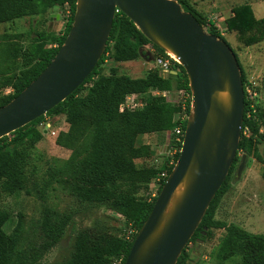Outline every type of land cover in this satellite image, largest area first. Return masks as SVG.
<instances>
[{
	"label": "trees",
	"instance_id": "1",
	"mask_svg": "<svg viewBox=\"0 0 264 264\" xmlns=\"http://www.w3.org/2000/svg\"><path fill=\"white\" fill-rule=\"evenodd\" d=\"M176 1L201 24L203 17L196 9L186 0ZM65 5L68 6L69 16L61 35L56 37L47 31L32 28L23 46L14 45L11 41H0L3 58L13 65L10 73L0 71V88L11 89L9 93H0V107L18 95L53 59L70 29L76 5V0H0V24L26 16L43 15L50 9ZM231 12L232 16L225 19L227 31H236L245 46L264 40V18H256L250 4L235 6ZM210 25V33L224 41L219 29L213 23ZM4 36L0 35V38ZM6 38L9 39L8 36ZM147 44L156 49V55L166 57L165 51L152 44L122 12H116L104 51L83 83L44 115L11 132L10 137L6 135L0 138V191L13 195L23 188L24 168L31 150L36 149V145L44 139V126L40 129L38 125L45 115H64L68 127L58 133L55 144L69 150L70 154L65 159L56 157L60 164L50 169L45 186L54 180L79 202L104 205L119 213L134 230L128 236H119L104 228L94 227L77 231L68 257L55 264H112L119 258L120 264H124L136 232L157 197L141 198L138 193L159 177L158 195L174 165L162 172L154 166H138L136 160L148 156L149 150L148 145L138 141L139 136L170 132L172 143L177 147L174 162L177 160L181 145L175 143L173 130L179 103L149 91L178 88L189 90L183 67L175 64L181 71L178 75L171 72L162 76L157 69L148 71L142 78L118 74L115 68H110L107 75L101 73V66L106 60H135L139 57V49ZM241 79L244 88L248 80L242 70ZM129 94H140L144 106L119 112L120 103ZM255 108V112L248 117L249 107L244 90L243 122L236 156L188 241L201 238L203 228L208 234L212 229H223L225 235L216 254L219 261L240 254V264H264V234L252 233L238 224L215 219V211L227 189L239 153L252 156L262 165L261 177L264 180V150L260 153L257 149V144L264 142V130L260 131V127L264 126V111L258 99ZM189 110L188 107V113ZM185 125L186 121L182 124L183 130ZM49 131L50 127L46 133ZM162 173L166 176L161 177ZM9 218L10 214L0 209V264H39L42 251L28 255L21 246L23 227L20 217L12 231L6 232L5 224ZM67 222L66 218L52 223L49 210H44L41 226L46 241L42 248L47 249L58 242ZM184 254L183 249L176 264H182Z\"/></svg>",
	"mask_w": 264,
	"mask_h": 264
},
{
	"label": "water",
	"instance_id": "2",
	"mask_svg": "<svg viewBox=\"0 0 264 264\" xmlns=\"http://www.w3.org/2000/svg\"><path fill=\"white\" fill-rule=\"evenodd\" d=\"M116 9L152 44L173 54L188 79L190 110L177 160L124 261L176 264L236 156L244 111L232 49L205 32L176 0H76L70 29L53 59L0 107V138L44 115L83 83L104 51ZM245 160L242 154L237 177Z\"/></svg>",
	"mask_w": 264,
	"mask_h": 264
},
{
	"label": "rangeland",
	"instance_id": "3",
	"mask_svg": "<svg viewBox=\"0 0 264 264\" xmlns=\"http://www.w3.org/2000/svg\"><path fill=\"white\" fill-rule=\"evenodd\" d=\"M186 1L203 17L200 25L205 32H211L210 23L219 29L224 42L238 59L240 71L242 70L247 80L255 83L257 99L264 111V40L245 46L239 40L237 32L227 31L225 25V19L232 16V8L243 3L250 4L256 18H264V0ZM181 8L186 11L182 5ZM68 16L69 9L65 5L62 8L50 9L43 15L26 16L2 23L0 24V35L5 36L0 38V41H11L14 45L23 46L27 43V34L32 28L36 31H47L57 37L61 35ZM146 46L148 47V44ZM152 51V54H148L146 48H141L139 57L127 62H114L112 59H108L101 66V73L107 75L110 68H115L118 74L142 78L148 71L158 69L153 61V55L157 54V51L156 49ZM3 57L0 52V71L12 72L13 65L11 66L10 61ZM172 70L176 75L181 74L180 69L175 65L172 66ZM173 86L175 87L174 81ZM10 91V88H0V93H9ZM47 124L50 125V130L54 133L44 132V139L36 145V149L31 150V155L24 168L23 188L13 195H6L0 191V209L10 214V218L5 224L6 232L12 231L20 217L23 227L21 246L28 255L42 251L39 264H55L64 261L72 250L77 231L94 227L104 228L119 236L126 234L128 236V233L134 232L122 215L108 207L81 203L54 180L50 185L45 186L50 169L60 164L56 157L67 158L70 153L69 150L55 144L58 133L68 127L65 116L62 114L45 115L38 126L41 129ZM263 130L264 126H261L260 131ZM7 136L10 137L9 134ZM138 141L148 145L149 148L148 156L136 160L138 166H154L162 172L175 163L174 155L177 147L172 143L170 132L143 134L139 136ZM257 149L263 153L264 142L258 143ZM241 155L242 153L238 154L227 189L215 211V219L238 224L252 233L264 234L262 165L252 156H246L244 167L237 177L236 170ZM159 182L156 178L153 179L145 189L138 193V196L146 199L157 196ZM45 209L49 210L52 223L66 218L68 221L62 237L47 249L42 248L46 241V238L43 239L44 230L41 226ZM44 228L46 229V227ZM201 232V238L192 240L184 247L185 254L182 264H240V254L225 261H219L216 257L225 235L223 229H212L208 234L207 230L203 228Z\"/></svg>",
	"mask_w": 264,
	"mask_h": 264
},
{
	"label": "built area",
	"instance_id": "4",
	"mask_svg": "<svg viewBox=\"0 0 264 264\" xmlns=\"http://www.w3.org/2000/svg\"><path fill=\"white\" fill-rule=\"evenodd\" d=\"M116 12H118V9L115 10ZM143 48L147 49L148 54H152V50L154 49L153 46L151 44H148L147 46H144ZM153 61L155 63V65L157 66V68L160 71V74L162 76H165L167 73H173L174 71L172 70V66L175 65L177 63V61L172 58L171 56L166 55V57L164 56H160V55H153ZM178 64V63H177ZM255 83L253 81H247L244 85L243 88V92L245 90V98L246 101L248 103V107L249 110L247 111V116H250V113H254L255 112V103H256V99H257V92L255 90ZM149 93H154L155 95H161L164 97H167L168 99H172L175 100L176 103H179V110L176 114L175 117V127H174V141L175 143H180L182 142V138H183V133L184 130L182 128V124L187 120L188 117V112L187 109L188 107L190 108V100H191V93L190 90H187L185 88H178V89H172V90H165V91H154L151 90L149 91ZM140 94H129L125 97V99L123 100V102L120 103L118 110L119 112H124L126 110H133L136 108H141L144 106V102L140 99ZM50 127L49 124L44 126V132H47L48 128ZM49 133H54L52 130L49 131ZM166 176L165 173L161 174V177ZM159 180V179H157ZM121 263V259H117L115 260L112 264H120Z\"/></svg>",
	"mask_w": 264,
	"mask_h": 264
},
{
	"label": "bare ground",
	"instance_id": "5",
	"mask_svg": "<svg viewBox=\"0 0 264 264\" xmlns=\"http://www.w3.org/2000/svg\"><path fill=\"white\" fill-rule=\"evenodd\" d=\"M170 55H171L172 57H174L173 54L170 53ZM174 58H175V57H174ZM175 59H176V58H175ZM182 187H183L182 184L178 186L177 190L175 191V193H174V195H173V197H172V199H171V201H170V203H169V207H171L174 198L176 197L177 193L182 189Z\"/></svg>",
	"mask_w": 264,
	"mask_h": 264
},
{
	"label": "crops",
	"instance_id": "6",
	"mask_svg": "<svg viewBox=\"0 0 264 264\" xmlns=\"http://www.w3.org/2000/svg\"><path fill=\"white\" fill-rule=\"evenodd\" d=\"M66 129H67V128H66ZM66 129H65V130H66ZM57 146H58V145H57ZM59 147H60V146H59ZM61 148H62V147H61ZM63 149H65V148H63ZM66 150H67V149H66ZM69 154H70V153H69ZM68 156H69V155H68ZM63 159H65V158H63Z\"/></svg>",
	"mask_w": 264,
	"mask_h": 264
}]
</instances>
